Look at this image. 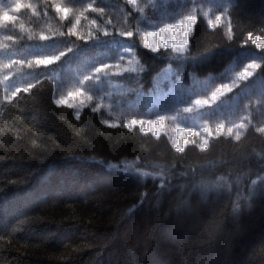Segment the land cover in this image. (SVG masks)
Instances as JSON below:
<instances>
[{
  "label": "trees",
  "instance_id": "trees-1",
  "mask_svg": "<svg viewBox=\"0 0 264 264\" xmlns=\"http://www.w3.org/2000/svg\"><path fill=\"white\" fill-rule=\"evenodd\" d=\"M57 5L70 9L67 18ZM139 7L0 0V18L15 17L0 19V264H264L260 120L238 139L219 133L177 150L166 134L55 102L125 48L143 67L145 90L168 64L188 81L222 72L249 49L264 78V45L255 41L264 38V0H230L228 24L197 14L182 52L144 44Z\"/></svg>",
  "mask_w": 264,
  "mask_h": 264
},
{
  "label": "rangeland",
  "instance_id": "rangeland-1",
  "mask_svg": "<svg viewBox=\"0 0 264 264\" xmlns=\"http://www.w3.org/2000/svg\"><path fill=\"white\" fill-rule=\"evenodd\" d=\"M128 2L133 7L140 5L142 17L148 23L141 28V38L146 46L151 45L155 50L171 47L177 52L184 51L193 25L189 27L188 18H196L197 14L205 16L211 25L228 24L230 0ZM149 32L154 35L149 36ZM255 41L264 45L261 43L264 38L256 37ZM253 64L259 65L258 54L252 49L245 50L222 72L203 77L191 75L188 81L168 64L145 90L140 82L143 67L132 49L125 48L123 54L96 67L89 76L91 79H78L71 87L60 91L55 100L63 99L62 104L73 107L76 114L90 105L100 110L102 119L108 124H137L142 129L147 127L153 134H166L174 147L181 144L184 148L190 142L203 146L215 134L237 136L249 125L257 127V120H260L259 125H264V78L256 75L257 67H249ZM98 68L101 69L99 73ZM246 72L252 75H243ZM6 77L1 71L0 80L4 84ZM13 88L6 86L5 90L12 95L16 90ZM241 124L244 127H239Z\"/></svg>",
  "mask_w": 264,
  "mask_h": 264
},
{
  "label": "snow or ice",
  "instance_id": "snow-or-ice-1",
  "mask_svg": "<svg viewBox=\"0 0 264 264\" xmlns=\"http://www.w3.org/2000/svg\"><path fill=\"white\" fill-rule=\"evenodd\" d=\"M20 7H21V5H19V4H17V6H16V10L17 11H19V9H20ZM90 8H91V5L89 6ZM91 10H93V11H99V12H103V9L101 8V9H95V8H91ZM56 11L57 12H64L65 13V17L64 18H67V13L70 11V9H68V8H61L59 5H57L56 6ZM0 19H2L4 22H10V21H13L14 19H15V17H12V16H10V15H8V13H4V15H3V17L2 18H0ZM220 18L219 17H217V20H219ZM77 20H79V16H77ZM195 21V17H189L188 18V25H189V27H191V25L193 24V22ZM75 26V25H74ZM176 27L177 28H179L180 27V25L179 24H177L176 25ZM69 34H75V33H73L72 32V29H69ZM105 35H107V33H105ZM121 35H123V36H125V37H132L133 36V33L132 32H124V33H122ZM148 35L149 36H152V35H154V33H152V32H149L148 33ZM9 39H11V37H8ZM40 39L41 40H47V39H49L48 37H46V36H44V35H41L40 36ZM83 39V38H82ZM261 43H264V41H261ZM149 48H151L152 46L151 45H149L148 46ZM70 50V49H69ZM153 51H155V49H152ZM61 55H63V53H61ZM60 59V57H56V56H53V57H45V58H43V59H38L37 61H36V63L38 64V65H48V64H51V63H53L54 61H57V60H59ZM5 67H7V66H5ZM106 67V66H105ZM249 67H257V65H249ZM96 71H97V73H99L100 71H101V69H96ZM243 75H247V76H251L252 75V73L251 72H246V73H244ZM86 79H91V77H87ZM31 87V85H29V88ZM21 91V89H16V91L15 92H13L12 93V95L13 96H15V95H17V93H19ZM24 91H27V89H24ZM79 91V90H78ZM69 95L71 96L72 95V93H69ZM213 98H215V97H213ZM56 103H57V105H60V104H62V103H64V100L63 99H60V100H56L55 101ZM197 103L199 104L200 103V101H197ZM205 103H207L206 101H205ZM133 123L135 124L136 122L135 121H133ZM157 123H159V121H157ZM125 127H127V125H125ZM239 127H244V125L243 124H241V125H239ZM143 131H145V132H147V131H149V129L147 128V127H145V128H143ZM220 131V127H218L217 128V132H219ZM228 132L229 133H231L232 132V129L231 128H229L228 129ZM156 135H158V133H155ZM239 138V133H237V139ZM182 145L181 144H176V148H177V150H182Z\"/></svg>",
  "mask_w": 264,
  "mask_h": 264
}]
</instances>
